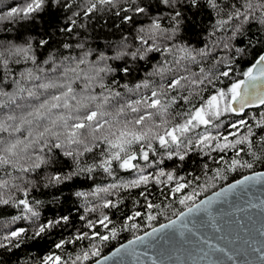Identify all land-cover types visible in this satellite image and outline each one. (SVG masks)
Wrapping results in <instances>:
<instances>
[{"label":"snow or ice","instance_id":"snow-or-ice-1","mask_svg":"<svg viewBox=\"0 0 264 264\" xmlns=\"http://www.w3.org/2000/svg\"><path fill=\"white\" fill-rule=\"evenodd\" d=\"M126 2L127 7L121 6V0H80L79 4H77V0H25L22 6H14L7 12L0 13V20L17 17L23 20H31L35 14L44 11L46 6L56 10L62 9L64 12L70 11L71 15L67 16V21L71 26H64L59 29L61 33L67 34L75 30L77 18L81 15L90 20L93 15L114 8L117 9L114 13L115 16L120 18L123 23L131 24L136 17H143L149 21L147 24L142 23L136 28L134 39L139 42V46L134 51L129 50L131 46L127 43L128 36L125 35L121 38L115 55L109 56L100 51L99 55L90 62L88 57L93 55V50L88 49L81 56L71 58L75 62V67L68 65L62 67V64L56 62V55L50 54L44 63H51V71L58 73L55 77L49 78L47 75L42 77L37 75L33 69H27L20 73L21 80L24 81L46 79L47 82L33 86L43 89L45 92L48 89H65L59 94L51 95L50 98L41 100L43 93H37L33 89H25L21 80L12 81L16 85L15 92L9 93L0 87V97H7L9 104H15L16 109L21 110L19 117L14 113L6 116L8 121L18 119L19 124L13 127L4 121H0V131L10 132L11 137L12 132H21L23 125L28 126L27 136H24L23 139L19 137L8 140L0 138V169L10 166L17 172L27 173L40 168L41 165L50 163V158L40 154H36L35 159H33L29 150L36 148L39 149L40 153H44L46 149L48 152H51L53 148L64 149L63 155L74 157L79 165V157L92 152L93 147H99L96 141H101L106 143L108 147L102 152L104 158L98 164L94 163L87 167L78 166L66 176L55 174L49 178V183L58 184L64 180H71L74 176H79L84 172L91 174L97 169L102 170L109 177L115 178L114 162L120 170L135 173L131 179L109 183L103 187L97 186L90 193V195L99 198L101 203L92 207L86 205L85 213L100 210V216L95 220L87 219L83 226L89 230L97 229L99 226L105 229L107 234H101L98 230L91 231V234L88 231H77L71 239H61L55 243L56 249L63 248L65 244L85 239L89 241L98 239L100 242H105L115 239L118 231L138 230L140 225L136 222L137 217L146 218L149 222L155 220L157 217L152 214V211L161 209V205L153 203L148 198L147 189L151 184L157 186L173 185L170 188L171 194L181 193L182 190L191 186V181H185L184 177L175 175L173 171H166L159 167L158 165L162 164L163 160L150 159V154L154 156L157 152L153 142H158L160 149L166 151L167 159L176 156L183 161L193 143L206 155L209 152L219 153L218 159L214 160L219 167L215 169L212 179L223 178L225 173L236 171L238 168H252L254 162L264 161V113H261L258 119L252 118L255 121L254 124L243 118L226 125L220 121V118L226 113L239 116L244 113L246 108L257 105L264 106V54L258 55L255 62L246 70L237 73L243 77L242 79H234L232 75L235 71L233 59L225 58L222 62L218 58H212L215 48L220 46L219 43L214 42L213 47L206 45L195 50L176 42L179 38L178 33L181 31V25L186 22L185 13L188 12L194 16L201 10L208 8L216 14L213 32L210 35H214L218 30L230 31L231 35L222 42V47L231 49L233 45L230 42L239 35H243L245 25L249 24L252 19H256L261 25H264V0H232L231 3H228L227 0H126ZM74 7L77 10L73 11ZM129 12H132L133 15H128ZM165 20L168 22L166 26L163 23ZM80 27L83 28L85 25L81 24ZM116 27L119 28L120 25H116ZM51 42L50 39H41L39 45L43 47ZM61 46L64 49L70 47L68 43H62ZM76 47L84 49L85 44L79 43ZM245 51L244 48L235 47L237 55ZM153 53L160 54L162 63L154 65L153 70L147 75L149 77L160 76L163 80L166 73H174L172 78L168 79L166 83H160L158 88L152 87L150 96L144 95L140 99L127 101L116 107L115 112L109 111L108 107L112 105V102L117 101L118 103L123 97L121 92L103 83L104 76L101 74L123 72L125 75H131L133 68L125 66L118 69L112 67L107 61L123 60L129 56L133 61H148L152 58L150 54ZM169 55L172 57L171 60L167 59ZM209 58H212L211 67L206 68L205 63L209 61ZM64 59L67 60L68 57ZM13 61L15 64L31 61L33 65H37L33 45L30 42L25 45L0 42V68L5 70V75L0 76V85H8L7 72L10 71L9 65ZM221 63H223V70L218 67ZM81 65L85 67L82 68ZM191 65H197L198 71H192ZM37 71L46 73V70L38 65ZM136 71H139V68ZM69 73L74 74V79H80L83 76V79L88 82L84 90L91 87L93 82H98L102 91L98 95H81L78 99L72 87L73 80L68 78ZM61 77L64 78L63 83L59 82ZM221 78L228 79L230 83L226 87H217V82L224 83ZM112 83L120 86L115 79L112 80ZM209 86L214 91L205 98L203 93L209 90ZM122 87L128 92L138 91L141 88L148 89L150 81L145 79L137 83L134 88L128 84H124ZM25 91H27V97L21 96V99H35L39 103H16L17 95ZM184 91H187L188 94L184 95ZM170 92H176V95H171L170 99L165 102V98L169 97ZM178 99L182 100L187 108L177 111L173 115L170 110L173 105L177 104ZM69 101H76V103L73 105ZM2 106L5 105L0 104V107ZM61 108L66 111H53ZM24 109L28 110L23 111ZM129 112L136 115L129 118ZM217 121L220 122L217 123ZM222 125L226 128L225 132L217 131L213 134L210 131L213 128L219 129ZM201 126L204 130L197 131ZM241 129H246V131L241 132ZM71 145L77 146L75 153L70 149L69 146ZM137 145L138 150L134 147ZM257 150H259V154ZM229 152L232 155L230 158H226ZM242 153L250 155L252 160L243 159ZM139 160L145 162L144 166L138 163ZM146 169H153V171H146ZM7 175L11 176V173L9 172ZM88 178L94 179L91 175ZM14 179H23V177ZM261 179H264V173L245 176L242 180H237L235 184H230L227 188L213 193L206 200H200L198 204L191 206H188L187 202L192 201L199 193L195 189L191 193H185L179 198V203L187 207V212H180L177 220H180L182 227H187L181 217H187L193 213H205L211 217L212 206L221 197L226 196L240 185ZM200 187L201 190H204L203 186ZM9 188L22 192L24 198L13 199L12 196L5 198L4 191ZM141 188L144 190L140 191L138 195L144 198L145 212L132 211L131 214L124 217L123 224L118 229L110 216L102 210H118L120 204L123 203V198L113 201L100 197V193L112 195V190L130 191ZM75 195L82 197L89 195V193L77 191ZM27 197V188L8 179H0V205L11 204L17 209L22 206L21 214L12 216V222L21 219L33 220L39 217V212ZM37 203L39 202L37 201ZM69 219V216L64 215L40 223L35 228L33 235L28 238L34 239L62 224L68 225ZM79 219L85 221L86 216L81 215ZM177 220H170L168 224H161L159 228L153 227L151 232H145L143 236H136L134 240H129L126 245L117 248L113 255H118L122 251L125 254H134V246H151L160 239L157 236L158 233L169 236L166 230H175ZM110 225L112 226L110 227ZM217 230L224 231V228L220 227ZM27 231L28 229L19 227L0 236V248L11 250L9 245L19 248L20 242H22L21 238L25 236ZM172 235H174V231ZM261 235H264V229H261ZM14 240L18 242L13 244ZM219 251L222 252L223 249L221 248ZM99 255L97 244L91 243L88 249L84 250L82 254H77L75 259L71 260V264H84L91 257H98ZM103 260L107 262L109 257H104ZM42 264H68V262L63 261L59 255L49 254L43 258ZM95 264H101V261L97 259Z\"/></svg>","mask_w":264,"mask_h":264},{"label":"trees","instance_id":"trees-1","mask_svg":"<svg viewBox=\"0 0 264 264\" xmlns=\"http://www.w3.org/2000/svg\"><path fill=\"white\" fill-rule=\"evenodd\" d=\"M80 0H77L79 4ZM231 3L232 0H227ZM25 0H0V13L7 12L11 7L22 6ZM121 6L127 7L126 0H121ZM77 10L76 7L73 11ZM117 9H111L110 11H105L102 13H97L93 15L92 19H86L82 15L77 18V25L75 30L70 33H61L59 29L64 26H71L67 21V16L71 15V12H64V10H56L51 7L46 6L45 10L34 15L31 20H23L20 17L15 19H4L0 20V42L7 44L8 42L25 45L26 43H31L33 45V52L37 57V65L46 70V73H40L37 71V65H33L31 61L24 62L20 64H15L11 62L9 65L10 71L7 72L8 85H0L3 87L4 91L9 93L16 91V85L12 83L13 80H21L20 73L25 72L27 69H33L37 75L52 78L58 75V73H53L51 71V63L45 64L44 61L48 59L50 54L56 55V62L65 65L75 67V62L71 59L72 57H79L84 51L88 49L93 50V55L88 57L91 62L99 55L100 51L105 52L107 55H115L117 46L120 45L121 38L125 35L128 36L127 43L131 46L130 51H134L136 47L139 46V42L134 38L136 36V28L140 24H147L149 21L145 20L143 17H136L134 22L131 24L123 23L120 18L115 16ZM128 15H133L129 12ZM223 15V13H221ZM259 15V13H257ZM186 22L181 25V31L178 33L179 44L187 45L192 49L198 50L205 47H213L214 42L219 43L220 46L215 48L212 53V58H218L222 62L225 58L233 59V67L235 69L233 75L234 79H242L243 77L237 75V73L246 70L255 59L260 54H264V25H261L258 20L252 19L249 24L245 25L243 35H239L235 40L230 43L233 45L231 49H225L222 47V42L227 40L231 35L230 31L218 30L214 35H210L213 32V24L215 23L216 14L213 10L205 8L195 14L185 13ZM165 26L167 21H163ZM84 24L85 27L81 28L80 25ZM116 25H120L119 28ZM41 39H50L52 41L47 46H40L39 41ZM62 43H68L70 47L64 49L61 45ZM79 43H84L85 48H77L76 45ZM235 47L244 48L246 51L239 55L235 52ZM151 59L148 61H133L131 57H126L123 60H110L107 61L112 67L122 69L125 66H131L133 71L131 75H125L123 72H117L115 74H101L104 76L103 83L108 87L121 92L122 99L113 101L112 105L108 107L109 111L115 112L116 107L124 104L130 100L140 99L141 96L151 95L152 87H159L160 83H166L168 79H171L174 73H166L164 79L162 80L160 76L149 77L148 72L153 70L154 65L162 63V58L160 54L153 53L150 54ZM68 57L67 60L64 58ZM212 58L205 63V67H211ZM168 60L172 57L167 56ZM101 66H103L101 64ZM81 67H85L81 65ZM192 71H198L197 65L190 66ZM220 70H223V63L219 66ZM139 68V71L136 69ZM5 75V70L0 68V76ZM68 78L73 80L72 87L74 89L77 98L79 99L81 95L96 94L98 95L102 90L99 88L98 82H93L91 87L87 90L85 85L88 83L81 76L80 79H74V74L69 73ZM115 79L118 82L113 84L112 80ZM148 79L150 81V87L148 89L141 88L138 91L128 92L127 89L123 88L122 85L128 84L130 87L134 86ZM224 83L217 82V87H226L230 81L226 78H221ZM47 82L46 79H41L39 81H24L21 80L25 89H33L37 93H43L41 95V100L50 98L51 95L59 94L60 91L65 89H48L46 92L43 89L34 88L35 84ZM59 82L63 83L64 78L61 77ZM179 91V90H178ZM214 91L209 86V90L204 92L203 95L206 98L211 92ZM187 95V91L183 92ZM171 95H176V92H170L169 97L165 98V102L170 99ZM27 97V91L20 93L16 97V103H32L37 104L39 101L35 99L23 100L20 97ZM70 104L75 105L76 101H69ZM0 104L5 105L0 107V121H4L8 125L15 127L19 124V120L8 121L6 116L10 114H15L17 117L21 115V110L16 109L15 104H9L7 97H0ZM94 107L93 105H89ZM187 105L184 104L182 100L177 101L176 105L170 110L173 115L177 111L186 110ZM24 109L23 111H27ZM54 112H65L63 108L54 109ZM143 111V109H142ZM261 113H264V106L250 109L244 111L239 116L233 113H226L220 118L223 125L230 122H234L240 118L249 120L250 123H255L252 119L253 117L259 118ZM75 114V113H74ZM136 114L128 113L129 118ZM107 118V117H106ZM179 120V117H177ZM220 121H217L219 123ZM158 122V121H157ZM175 122V121H174ZM221 126L219 129H210V131L215 134L217 131L225 132L226 128ZM27 125L21 127V132H12L10 137V132L0 131V138L8 140L9 138L19 137L23 139L27 136ZM107 128V125L105 126ZM204 128L201 126L197 131H203ZM255 130V129H254ZM11 131V130H10ZM246 129H241V132H245ZM99 135V133H97ZM194 135V134H189ZM89 143L91 144V138L89 137ZM99 147H93V151L90 153H85L83 156L79 157V165L77 164L74 157H66L63 155L64 149L53 148L51 152L46 149L44 153H40L39 149H30V153L35 159L36 154L44 155L46 158H50L51 162L48 164L41 165L40 168L29 171L27 173H20L13 170L10 166H5V168L0 169V179H8L14 183L20 184L22 187L28 189V200L33 205V207L39 212V217L33 220H18L15 222L11 221L12 216L20 215L22 212V206L20 209L9 205H0V236L7 232L14 231L16 228L24 227L28 229L24 237L21 238L20 247L15 248L9 245L11 250L6 248H0V264H42L43 258L49 254L59 255L63 261H67L71 264V260L75 259L77 254H82V252L89 248L91 243H96L100 252V256L108 253L114 247L120 243L152 228L162 222H165L174 216H176L183 209L187 208L185 205L179 203V198L185 193H191L194 189L199 193L192 201H188V206L192 205L194 202L207 195L208 193L218 189L222 185L241 177L252 171L264 170V161H256L253 163L252 168H238L236 171L227 172L223 175V178L217 177L212 179L215 174V169L219 167L214 160L218 159L219 153L201 152L200 149L193 143L191 148L188 150V154L185 156L183 161L179 160L178 157L174 156L172 159H167L166 151L160 149L158 142H153L154 148L157 150L156 155L150 154V159L153 160H163V163L158 165L164 168L166 171H173L175 175L184 177L185 181H191V186L182 190L181 193L171 194L170 188L173 185L167 186H157L151 184L148 189V198L153 203L160 204L161 209H154L152 214L156 215V219L149 222L146 218L137 217L136 222L140 225L138 230H121L118 231V235L115 239H110L105 242H100L98 239L94 241H89L87 239L76 241L74 243L65 244L63 248L56 249L54 247L55 243L59 242L61 239H71L77 231H99L101 234H107V231L98 226L97 229L89 230L83 225L86 223L87 219H97L100 216V210L93 213H85V206L92 207L93 205L101 203V200L97 197L90 195V193L97 186H106L109 183H118L124 180L133 178V171L120 170L114 162V171L116 173L115 178L113 177H101L99 174L102 170L97 169V171L88 174L86 172L81 173L79 176H74L71 180H64L61 183H49V178L55 174H60L61 176H66L69 172L75 170L79 167H87L102 160L104 157L102 152L107 149L108 145L102 143L101 141H96ZM71 150L74 151L77 148L76 145L69 146ZM138 150V145L134 146ZM174 150V149H173ZM208 151V150H205ZM258 154H259V150ZM232 155L229 152L228 157ZM242 158L245 160H252L250 155L244 153L241 154ZM138 163L144 166L145 162L139 160ZM207 166V167H205ZM146 171H153V169H146ZM11 173L8 176L7 173ZM91 175L94 179H89L88 176ZM18 177H23V179H14ZM47 185V186H46ZM203 186L204 190H201ZM144 190L132 189L130 191L124 190H112L113 194L108 195L105 193H100V197L104 199H112L113 201L123 198V203L120 204L117 209H103L110 218L113 220L115 226L119 229L123 224L124 217L131 214L134 210H139L141 213L145 212L144 208V198L140 197L138 193ZM77 191L89 193V195L77 197L75 193ZM5 198L12 196L13 199L24 198L23 193L19 192L13 188H9L4 191ZM37 201L39 203H37ZM69 216L68 225H60L48 232L42 234L40 237L34 239H29L33 235L35 228L40 224L47 222L48 220H54L60 216ZM81 215L86 216L85 221H81L79 217ZM5 225H7L5 227ZM112 225H110L111 227ZM18 241H13L12 243H17ZM7 243V241H4ZM98 257H91L90 260L85 261L84 264H88Z\"/></svg>","mask_w":264,"mask_h":264},{"label":"water","instance_id":"water-1","mask_svg":"<svg viewBox=\"0 0 264 264\" xmlns=\"http://www.w3.org/2000/svg\"><path fill=\"white\" fill-rule=\"evenodd\" d=\"M258 107L261 105L246 108L244 111ZM254 173H264V170L244 174L193 204L206 200L213 193ZM212 208L211 217L205 213H193L181 217L187 227H182L180 220H177L180 212L173 218L154 226L159 228L161 224L177 220L175 230H166L169 236L158 233L160 239L151 246H134V254H125L122 251L118 255H113L121 245H126L136 236H143L145 232H151L153 227L120 243L97 259L101 264H264V235H261V229H264V179L249 181L238 186L216 201ZM181 212L186 213L187 208ZM220 227H223L224 231H218ZM173 231L174 235H172ZM221 248L222 252L219 251ZM104 257H109V260L105 262ZM97 259L88 264H95Z\"/></svg>","mask_w":264,"mask_h":264},{"label":"rangeland","instance_id":"rangeland-1","mask_svg":"<svg viewBox=\"0 0 264 264\" xmlns=\"http://www.w3.org/2000/svg\"><path fill=\"white\" fill-rule=\"evenodd\" d=\"M99 176H101V177H107L108 175L102 171V172L99 174Z\"/></svg>","mask_w":264,"mask_h":264}]
</instances>
